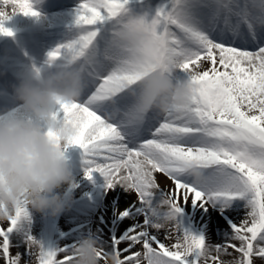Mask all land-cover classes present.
Wrapping results in <instances>:
<instances>
[{"label": "snow or ice", "instance_id": "6c2138e0", "mask_svg": "<svg viewBox=\"0 0 264 264\" xmlns=\"http://www.w3.org/2000/svg\"><path fill=\"white\" fill-rule=\"evenodd\" d=\"M0 3L11 4V14L40 18L33 0ZM129 4L82 0L68 38L31 71L39 75L70 63L83 70V96L70 105L60 103L54 116L77 126L69 147L83 150L86 178L100 173L108 191L119 186L135 192L137 202L123 210L117 202L107 232L101 225L103 231L89 229L56 248L29 233L24 252L13 254L18 246L10 235L31 220L24 200L7 227L0 223V259L73 264L80 239L95 234L102 261L114 253L119 264H264V0H164L151 18L133 14ZM2 6L0 35L12 37L15 33L4 26L10 14ZM133 33L143 36L137 44L128 39ZM156 70L184 74L192 92L186 106L166 115L139 110L140 81ZM28 117L22 105L0 113V121ZM48 135L58 139L51 129ZM157 173L174 187L161 189ZM189 200L200 206L219 203L223 209L246 200L247 211L241 223H232L230 237L213 244L179 219ZM126 220L132 223L120 231ZM165 222L177 233L171 247L152 231ZM137 246L142 251H133ZM229 249L238 258L222 259L232 256Z\"/></svg>", "mask_w": 264, "mask_h": 264}, {"label": "clouds", "instance_id": "9594fccd", "mask_svg": "<svg viewBox=\"0 0 264 264\" xmlns=\"http://www.w3.org/2000/svg\"><path fill=\"white\" fill-rule=\"evenodd\" d=\"M142 38L141 33L128 37L134 44ZM18 81L13 85L14 97L29 117L0 121V223L13 217L24 200L34 212L59 216L72 199L66 187L75 189L77 184L66 152L78 128L58 121L54 113L60 103L70 105L81 99L87 87L83 70L71 63L39 75L26 69ZM140 84L138 107L145 114L155 110L166 115L191 99L188 80H174L159 70L149 73ZM49 129L58 139L48 135ZM191 174L200 179L198 169H191ZM99 252L95 234L86 235L78 243L73 264H119L114 253L102 261Z\"/></svg>", "mask_w": 264, "mask_h": 264}, {"label": "rangeland", "instance_id": "374dc122", "mask_svg": "<svg viewBox=\"0 0 264 264\" xmlns=\"http://www.w3.org/2000/svg\"><path fill=\"white\" fill-rule=\"evenodd\" d=\"M62 1L50 5V8L58 9L62 8V6L76 5L82 2V0ZM73 1L78 2L73 4ZM163 3L164 0H130L128 7L133 14H147V16L151 18V16H153L152 10L156 12ZM203 63L205 67L209 66L207 62ZM183 78L184 74L182 72L174 70V80ZM7 109L8 105L4 104L3 108H0V113ZM151 123L150 120L145 125L144 134L146 137L150 134ZM75 163L73 164L70 162L69 165L76 178L77 187H75V189L66 187V191L72 197L70 206L59 216H53L50 213L34 212L29 208L31 220L23 222L21 227L10 235L11 242L18 246L12 247L11 250L13 254L24 252L26 248V236L29 233L36 239L42 241L45 247L56 248L63 246L66 242L75 241L89 229L92 231H96L97 229L103 231L101 225L106 228L105 230L107 232V228H112L110 221L112 223H115V221L113 218L111 220L107 214L106 202L112 197L111 202H113V213L117 202L118 207L121 210L129 204L137 202V200L131 201L128 196L130 193L122 194V191H118L117 189L108 191L106 187H100L99 181H102V179L96 180L95 177H93L92 180L87 178L86 180L85 178L82 179L81 176L85 175L84 162L82 160L80 162L75 161ZM156 178L160 184L158 173L156 174ZM173 187L174 185L162 186L160 184V188L165 191L171 190ZM191 205L196 206L187 210V207L189 209ZM245 205L246 200H236L230 207L223 209V206L219 203L215 205L209 204L207 206H200L199 203L193 204L189 200V202L183 205V212L179 219H181L184 227L190 229L194 234H203L213 244L221 243L232 234V223H241L242 218L247 211ZM130 223H132L130 220L124 221L120 225L119 230L122 231ZM32 224H34V227L30 229ZM4 226L7 227V223H5ZM33 229H37L38 232L33 231ZM152 231L169 247L177 242V233L170 223H165L164 228L160 231L154 229ZM169 231H171V235L166 238L165 233ZM233 242L239 244L238 241ZM124 246V244L120 245L121 248ZM135 250L142 251V248L137 246V248L133 249V251ZM229 252L232 253V256H222V259L229 261L234 257L238 258L239 254L235 253L232 249H229ZM0 264H4L2 259H0ZM22 264H24L23 260ZM257 264H259V261H257Z\"/></svg>", "mask_w": 264, "mask_h": 264}, {"label": "bare ground", "instance_id": "6f19581e", "mask_svg": "<svg viewBox=\"0 0 264 264\" xmlns=\"http://www.w3.org/2000/svg\"><path fill=\"white\" fill-rule=\"evenodd\" d=\"M33 3L36 10L41 14L47 11L50 2L49 0H33ZM79 5L78 3L69 6L62 9V11L59 9L54 14H41L38 19L33 16H25L20 12L11 14L12 5L2 6V3H0L3 10L10 14V19L5 21L4 26L15 33L12 37L0 35V77L13 81L10 82V85L6 84V87L0 86V100L9 104L7 110L20 105V102L9 93V90H13L14 83L17 84L19 82L17 80L19 74L26 69H31L33 63L37 66H43L48 59V53L59 44L65 42L70 35L68 34L69 25L73 23L75 11ZM82 153L83 150L78 146H71L66 152V158L67 160L76 159L78 162L82 160L84 162ZM158 176L162 186H173L171 180L159 173ZM94 177L96 180L102 179V181H99V186L105 187L106 179L104 176L100 173H95ZM81 178H86V176L82 175ZM116 189L122 191V194L129 193L119 186ZM128 196L131 201L137 200L135 192H131ZM111 200L112 197L106 202V211H108L107 214L112 220L114 213L112 211L113 202ZM195 206L191 205L189 209L187 207V210ZM33 227L34 224H32L30 229ZM33 231L38 232L37 229H33Z\"/></svg>", "mask_w": 264, "mask_h": 264}]
</instances>
